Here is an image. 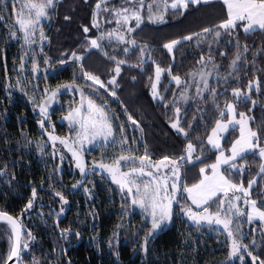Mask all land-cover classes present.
<instances>
[{
    "label": "trees",
    "instance_id": "obj_1",
    "mask_svg": "<svg viewBox=\"0 0 264 264\" xmlns=\"http://www.w3.org/2000/svg\"><path fill=\"white\" fill-rule=\"evenodd\" d=\"M160 1L144 0L143 12L147 11L148 4ZM97 2L98 0H56L55 9L50 10L49 18L42 22L47 39L43 41L41 53L39 32L36 34L37 44L31 49L23 46L22 39H12L8 35L9 25L15 19L12 4L15 3L16 10H19L22 0H8L6 8L3 7V0H0V15L4 17L0 20V168H5L7 172V175L0 177V211L17 217L24 228V241L29 244V249L22 253L23 264H31L33 257L40 264H93L90 256L82 250L97 254L104 264H241L239 258H227L230 242L223 232L193 226L177 213V206L170 225L155 234L153 239H149V250L145 253L141 246L150 223L137 209L128 210L127 213L122 211V205H126L127 201L122 200L121 193L109 177L90 173L80 182L82 174L75 163L61 162L52 154L50 146L46 144L47 133L52 128L47 124L41 128L39 121L42 118L35 112L30 98L33 85L41 90L44 87L54 89L57 85L69 84L75 79L86 96L89 95L97 104L107 102L118 115L119 122L124 125L127 142L132 146L131 152L125 150L123 154L144 155L146 145L148 155L153 161H157L164 155L175 158L184 154L188 140L171 127V121L175 118L174 110L165 105L171 104L174 93L178 97L181 91H186L190 97L187 105L180 101L175 106L181 108L180 126L189 132L188 139L197 146L193 156L199 157V160L186 163L181 174L182 183L193 184L201 179L199 169L205 164L210 166L215 161L216 153L210 150L206 141L215 120L221 117L208 92L204 93L202 100L191 99L195 95L197 82V76L193 77L191 74L208 64L215 63L219 66L221 79L217 80L215 71L208 82L219 93L215 99L221 109L227 102L237 104L232 88L247 91L248 82L259 77L262 82L260 91L253 88L251 92L256 105L253 106L251 100L247 104H237L238 112L243 111L254 118L251 126L256 128L264 120V72H261L264 69V55H257L255 64L252 60L253 52L264 44V32L257 30L245 35L241 27L236 29L232 39L238 37L241 44L247 43L249 51L245 55L248 63L245 64L243 60L239 62V71L233 72L228 83H224L223 78L228 75L237 49L226 42L228 37L223 32L219 43L213 42L212 35L205 37L202 33V29H212L227 18V8L221 0H212L207 5H190L188 9L182 10L183 14L170 9L165 13L164 22L159 24H153L145 18L138 28L133 26L135 31L126 34L128 39L134 38L139 44L148 45V54L145 55L143 64L140 63L139 49H130L125 55L122 48L126 45L116 42L112 45L108 41H102L109 56L128 62L121 65V73L116 77L117 101L116 97L109 94L111 87L108 90L101 89L98 96L93 95L96 89L89 88L91 82L83 79L80 65L83 64L84 71L99 76L105 83L111 79V75L115 74V63L95 49H89L91 54H87V41L98 37L101 31L107 33L118 28L114 9L134 5L126 0H100L102 7L97 10ZM104 8L108 11H104ZM94 12L99 29L92 25ZM84 27H88V33L83 31ZM122 29L121 27L120 30ZM190 34L200 35L198 39L193 36L191 41L181 42L171 53L163 47L173 39H181ZM17 35L20 36V33L17 32ZM116 44L119 47L114 49ZM73 52L85 58L74 61L71 59ZM220 52L225 55L221 56ZM33 54L38 63L35 72L32 71ZM149 55L151 59L148 58ZM201 55L205 57L204 65L199 63ZM209 55L212 62H208ZM45 58L49 59L51 66V72L46 78ZM58 59L65 60V64L55 63ZM156 65L165 70L171 68V75L167 71L163 72L157 86L164 98L162 101L151 96ZM177 75L182 82L188 83L177 85L172 80ZM17 79L20 81L19 85ZM9 84L13 87H6ZM68 93L59 95V104L48 117L54 123V133L59 137L73 133L67 125L58 122L78 101L77 96H74L75 102L67 103ZM120 102L134 120L139 122V128L133 127L127 120ZM113 126L116 129L117 143L92 150L88 155H92L96 161L111 163L113 156L121 154V137L115 120ZM25 136L32 141L27 147L22 146L27 143ZM236 137L237 131H231L224 138L222 148L228 150ZM37 142L43 146V152L37 147ZM201 143L204 144L203 155L200 152ZM238 163L245 164L243 173L231 171L226 174L234 182L243 181L244 185H248L249 180L256 179L251 194L258 206H261L260 200L264 196H259L258 193L264 192V176L258 175L261 163L259 156L256 153L247 154ZM73 185H76L75 189ZM32 187L37 189V197L33 201V207L25 210V205L32 198ZM56 192L62 193L67 199L66 204H61ZM61 207L63 212L60 211ZM252 229H255V233ZM28 230L31 231L33 240L27 239ZM65 230L69 233L67 240L60 236ZM241 230L248 234L242 243L249 244L253 255L264 259V237L261 235L264 224L251 223ZM76 232H79V237L75 235ZM253 238L256 240L255 247L250 243ZM11 243V229L7 224L0 223V264H5L8 260ZM62 249H67L66 253ZM243 264H253L251 256L245 255Z\"/></svg>",
    "mask_w": 264,
    "mask_h": 264
},
{
    "label": "snow or ice",
    "instance_id": "obj_2",
    "mask_svg": "<svg viewBox=\"0 0 264 264\" xmlns=\"http://www.w3.org/2000/svg\"><path fill=\"white\" fill-rule=\"evenodd\" d=\"M127 3L134 5L133 7L117 8L114 9V15L117 19V29H113L107 33L100 32L96 38H90L87 41V47L85 52L91 54L89 49L98 50L108 60L115 63L114 75H111V79L105 83L97 75L84 71L83 64L80 65L81 75L89 84L90 89H96L93 95L98 96L101 89L108 90L111 87L110 95L116 97L117 92L115 88L118 87L116 77L121 73V65L127 64V60L117 59L116 56H109V53L105 51V45L102 41L111 42L115 39L118 44L126 45L122 48V51L127 55L130 49H139L140 63L145 62L144 57L148 54V45L139 44L134 38H126V34L135 31V28L128 27L130 21L134 20L135 25L138 28L145 20V17L141 14L145 8L144 0H126ZM212 0H161L160 3H150L147 5V20L153 24H159L164 22L165 13L171 9L174 12H181L188 9L190 5H207ZM223 5L227 8V18L223 19L214 28H204L202 33L207 37L212 35L213 42L219 43L221 34L223 32L225 37H228L226 41L230 46H235L237 49L234 58L230 63V70L228 75L223 78L224 83H228V78L232 76L233 72L239 71L240 64L243 62L248 63L246 53L249 51L247 43L241 44L238 37L233 40L232 37L236 33L238 27H242L245 35L254 33L257 30L264 32V0H222ZM56 6V0H22L19 10H16L15 3L12 4L15 12L14 23L9 25V37L12 39H22L23 46L27 49H31L37 44L36 34L39 32V41L41 44L40 51L43 52V41L47 39L44 34L42 21L49 18L50 10H54ZM3 7H8V0H3ZM100 0L96 4V9H101ZM155 9V10H154ZM108 11L107 8L103 9ZM4 17L0 15V20ZM65 19H68L65 17ZM92 25L97 29L100 25L96 19V12L93 13ZM123 28V31L120 28ZM83 31L88 33V27H84ZM20 33V36L17 35ZM200 34H190L189 36L182 37L181 39H173L163 45L169 52L173 48L179 45L181 42L191 41L193 36L199 38ZM221 56H224V52H220ZM257 55H264V44L257 48L253 52L252 63L255 64ZM84 56H78L75 52L72 53L71 59L74 61H80L84 59ZM151 59L150 55L148 56ZM32 71L35 72L38 69V63L36 57L33 54ZM208 62H212L211 55L208 56ZM60 65L65 64V60L58 59L55 61ZM200 64H205V57L201 55ZM46 65L45 78L51 72V66H49V59H44ZM23 57H21V68H23ZM212 68L217 73V80H220L219 66L212 63ZM167 71L171 75V68L165 70L159 65L155 68V81L151 83V96L153 99L163 100L160 95L157 85L160 81L161 74ZM264 72V69H261ZM211 71H205L203 68L199 72H193V77L199 76L200 79L196 82L195 95L191 97L192 100H202L204 93L208 92L212 97V103L216 105V111L219 113L220 119L215 120V126L211 129V134L208 135L206 143L210 146V150H214L215 161L209 166L207 164L199 169L201 174H204L206 169H210V175H203V178L198 182L191 184L190 186L182 183L181 174L184 165L194 159L199 160V157H194L193 153L196 152L197 146L192 143L189 137V132L185 128L180 126V113L181 108L175 105L183 101L187 105L190 97L186 91H181L179 96L176 97L174 93V99L171 104H166L165 107H173L175 119L171 121V127L184 136L188 140L184 148V154L173 158L169 155L162 156L159 160L153 161L151 156L148 155V149L145 145V154L136 156L134 154H123L125 150L131 152L132 146L127 142V136L125 134L123 123L119 122L118 115L107 102L97 104L95 100L90 97H85L83 89L80 85L75 83V79L69 84L57 85L54 89L44 88L43 96L39 98L37 103L36 97H31V102L35 108L39 109V114L42 119L39 121L41 128L44 127L48 121L44 118L49 117V108L56 101L58 94L62 89L67 91H78L81 93V99L79 103L71 107L64 119L68 122L74 134H70L68 137H58L49 133V139L53 141V155H55V141H59L61 145L66 147L72 154V158L75 161L76 168L83 176H87L90 173H107L111 182L117 186L121 193L122 200L127 201L126 205H122V211L127 213L128 210L139 209L145 220L150 223L145 236L144 243L141 246L142 250L148 252V241L153 239L155 234L165 228L173 219L174 211L173 205L179 207L181 214L197 228L207 227L213 230H222L226 233L227 240L230 241L229 250L227 252V258L230 260L233 257H239L241 264L244 262L245 255L251 256L253 264H264V259H260L258 256L253 255L249 250V244L242 243L243 239L248 235L241 230V221L246 217L248 223H252L257 219L261 224H264V199L260 200V205L257 206V200L251 199L250 190L253 188L255 180H249L247 187L244 186L243 181L236 183L225 172H237L243 173L245 170L244 163H238V160H243L247 154L258 152L261 163L259 164L258 175L264 176V120L253 128L249 121H254L253 117L247 116L245 112H237V104H247L250 100L253 106L256 105V101L252 100L251 92L253 88L257 92L260 91L261 79L257 77L255 80L248 82L247 91H243L240 88H232V95L236 99L237 104L227 102L223 109L216 104L215 97L219 95L216 88L210 87L208 77ZM135 80V77L132 78ZM151 80V78H150ZM172 80L177 84H187L188 81L181 80L179 75L173 76ZM20 84L17 79V85ZM202 85V87H201ZM6 87L11 88L13 85L9 84ZM34 88L38 86L33 85ZM227 91V89H225ZM121 106L127 117V120L131 122L132 126L139 128V122L134 120L131 114L128 113L126 107ZM227 116V119L224 117ZM239 117V118H237ZM116 121L119 128V136L121 137L120 151L121 154L112 157L111 163L96 162L93 161L91 169H87L86 162L83 153L90 151L87 146L104 147L107 145H115L117 143L116 129L113 126V121ZM191 128V125H189ZM239 128V135L231 142L229 153L226 154L222 148L221 140L225 138V134L229 133L230 129ZM142 131V129H141ZM23 135V133H22ZM199 139V138H197ZM26 144L22 145L27 147L32 144V141L25 136ZM135 142V137L133 138ZM37 147L43 152V146L37 142ZM201 155L204 153V144H200ZM61 162H63L64 156H60ZM224 171H221V168ZM126 168L127 170H123ZM167 170V171H165ZM7 175L5 168H0V177ZM80 183V182H77ZM76 188V185H73ZM87 191V189H85ZM180 193H185L187 199L190 200V204H181ZM243 196V203L248 205L247 211H242L237 203ZM60 198L61 204H66L67 199L60 192L55 193ZM259 196H264V192L258 193ZM31 197L25 205V210H30L33 207V201L37 197V189L32 187ZM194 208L196 210H194ZM214 208L215 210H210ZM64 211L63 207L60 209ZM0 220H6L11 225V231L14 239L9 249L8 259L16 258L19 264H23L21 253L24 250L29 249V244L22 240V226L20 223L7 214L6 212H0ZM121 225H117L120 227ZM255 233V229H252ZM68 232L62 231L60 236L62 239H68ZM75 235L79 237V232ZM264 237V231L261 232ZM11 239V237H10ZM27 239L33 240L34 237L30 230L27 232ZM251 245L256 246V240H251ZM111 246V241H109ZM65 253L67 249H62ZM31 264H40V261L33 257ZM59 264V262H57ZM70 264V262H69Z\"/></svg>",
    "mask_w": 264,
    "mask_h": 264
},
{
    "label": "rangeland",
    "instance_id": "obj_3",
    "mask_svg": "<svg viewBox=\"0 0 264 264\" xmlns=\"http://www.w3.org/2000/svg\"><path fill=\"white\" fill-rule=\"evenodd\" d=\"M222 1V0H221ZM161 2V1H160ZM159 2V3H160ZM168 3L170 4L171 3V0H168ZM158 4V3H157ZM155 10V9H154ZM144 11V9L142 10V15L146 18L147 17V11L146 12H143ZM43 22V21H42ZM135 25V21L134 20H132V21H130L129 22V24H128V27H133ZM241 29H242V27H241ZM121 31H123V29L121 30ZM127 38V37H126ZM114 42H115V39H113L111 42H109L108 41V44H114ZM121 45V44H120ZM117 47H119L118 46V44H116V46H114V49H116ZM174 49V48H173ZM168 50V49H167ZM173 51V50H172ZM171 51V52H172ZM170 52V53H171ZM205 71H211V74L209 75V77H208V80L212 77V76H214L215 75V70L212 68V64H208V65H206V66H203L202 67ZM199 72V71H198ZM36 75V74H35ZM162 78V74H161V77H160V79ZM200 79V77L197 75V79H196V81H198ZM155 81V80H154ZM158 85H159V83H158ZM157 85V86H158ZM33 87V86H32ZM202 87V86H201ZM44 88H46V87H44ZM64 92H69L68 94H70V95H68V101H66L67 103L68 102H70V101H72V102H75V100H73L74 99V96H77V98H78V101L75 103V105L74 106H76L78 103H79V101H80V99H81V93L80 92H78V91H67V90H64V89H62L61 90V92L58 94V96H57V98H56V101L52 104V106L49 108V113L51 114V112L54 110V108H55V106H57L58 104H59V95L61 94L62 95V93H64ZM84 94V96L85 97H89V95L88 96H86L85 95V92L83 93ZM31 95H32V97H36L37 98V103H39V98L40 97H42L43 96V90H41L40 89V87H37V88H34L33 89V91H32V93H31ZM182 103H183V101H182ZM235 104V103H234ZM73 106V107H74ZM67 107V106H66ZM67 109H68V107H67ZM69 110V109H68ZM35 112L41 117V115L39 114V109L38 108H35ZM237 112H238V110H237ZM67 115V114H66ZM65 115V116H66ZM64 116V117H65ZM248 116V115H247ZM64 117L63 118H61V119H59V121L58 122H60V123H64L65 125H67L68 126V128H70V130L72 131V129H71V127L69 126V124H68V122L64 119ZM42 118V117H41ZM176 118V117H175ZM174 118V119H175ZM237 118H239V117H237ZM44 119H46L48 122L47 123H45V125L47 124V125H49V128L51 129L52 128V130L49 132V133H52L54 136H58L57 134H55L54 133V131H53V128H54V123L47 117V118H44ZM225 119H227V116H226V118ZM249 123H250V125H251V120L249 121ZM45 125H44V127H45ZM215 126V125H214ZM237 131V133H238V135H239V128H235V129H230V131H229V133L231 132V131ZM49 133H47V141H46V144H47V146L49 145L50 146V148H51V152H52V154H53V141L52 140H50L49 139ZM229 133H226L225 134V137L229 134ZM72 134H74V133H72ZM210 134H211V132H210ZM59 137V136H58ZM65 137V136H64ZM66 137H68V136H66ZM223 140L224 139H222L221 140V145L223 146ZM87 147H89L91 150L90 151H86V152H84L83 153V155H84V159H85V162H86V167H87V169H91L92 168V166H93V161H96L95 159H93V156L92 155H88L92 150H94V149H97V148H99V147H94V146H91V145H89V146H87ZM210 147V146H209ZM230 147H231V145H230ZM230 147H229V149L228 150H225V152H226V154H228L229 153V150H230ZM55 149H56V152H55V156L59 159V160H61L60 159V156L61 155H63L64 156V159H63V161H68V162H71L72 164L73 163H75V161H74V159L72 158V154H71V152H69L68 151V149L66 148V147H64L63 145H61L60 144V142L59 141H55ZM257 155H258V152H255ZM259 156V155H258ZM74 161V162H73ZM96 162H98L99 163V161H96ZM101 162V161H100ZM104 163H110V162H104ZM123 170H127L126 168H124ZM165 171H167V170H165ZM221 171H224V168L222 167L221 168ZM101 174V173H100ZM211 174V172H210V169H206V171H205V173L204 174H201V179L203 178V175H210ZM103 175H105L106 177H109L108 176V174L105 172V173H103ZM225 175H227L226 174V172H225ZM84 178H85V176H83L82 175V180L80 181V182H82L83 180H84ZM254 180H256V179H254ZM237 183V182H236ZM187 185H191V184H187ZM245 187H247V185H244ZM118 189V188H117ZM250 192H251V190H250ZM239 195H241V199H240V201H238L237 203L239 204V206H240V208H241V210L242 211H247V209H248V205H245L244 203H243V196H242V194H239ZM181 196H183V197H181ZM180 197H181V199H180V202H181V204H190L191 202H190V200H188L187 199V195L185 194V193H180ZM251 199H253L252 198V194H251ZM257 206H258V204H257ZM259 207V206H258ZM176 208V205L174 204L173 205V211H174V209ZM138 211H140L139 209H137ZM194 210H196L195 208H194ZM210 210H215V209H210ZM177 213L178 214H181V212H180V209H179V207L177 208ZM182 215V214H181ZM183 216V215H182ZM184 217V216H183ZM185 218V220L187 221V222H189L187 219H186V217H184ZM255 222H259V220L257 219L256 221H254V222H252V223H255ZM190 223V222H189ZM191 224V223H190ZM251 223H248L247 222V220H246V217L241 221V229H243L245 226H247V225H250ZM170 225V223L167 225V226H169ZM166 226V227H167ZM165 227V228H166ZM164 229V228H163ZM219 231H221V232H223L225 235H226V233L224 232V231H222V230H219ZM230 242V241H229ZM82 252L84 253V254H88L89 256H90V258L92 259V262H93V264H104L103 262H101L100 261V259H99V257H98V255L97 254H94V253H92V252H88L87 250H82ZM239 257L237 256V257H233V258H231V260H235V259H238Z\"/></svg>",
    "mask_w": 264,
    "mask_h": 264
},
{
    "label": "water",
    "instance_id": "obj_4",
    "mask_svg": "<svg viewBox=\"0 0 264 264\" xmlns=\"http://www.w3.org/2000/svg\"><path fill=\"white\" fill-rule=\"evenodd\" d=\"M0 212H5V211H0ZM7 213V212H6ZM7 214H9V213H7ZM9 215H11V214H9ZM12 217H14L15 219H17V221L20 223V225L22 226V224H21V222H20V220L17 218V217H15V216H13V215H11ZM0 223H5V224H7L8 226H9V228L11 229V225L10 224H8V222L6 221V220H0ZM22 240H25V238H24V228H23V226H22ZM12 232V231H11ZM13 239H14V236H13V233H12V242H13ZM23 253V252H22ZM22 253H21V256H22ZM5 264H19V262L18 261H16V258H12V259H8L7 261H6V263Z\"/></svg>",
    "mask_w": 264,
    "mask_h": 264
},
{
    "label": "crops",
    "instance_id": "obj_5",
    "mask_svg": "<svg viewBox=\"0 0 264 264\" xmlns=\"http://www.w3.org/2000/svg\"><path fill=\"white\" fill-rule=\"evenodd\" d=\"M170 10V9H169Z\"/></svg>",
    "mask_w": 264,
    "mask_h": 264
}]
</instances>
